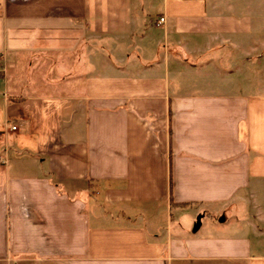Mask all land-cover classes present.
Listing matches in <instances>:
<instances>
[{
    "label": "crops",
    "instance_id": "1",
    "mask_svg": "<svg viewBox=\"0 0 264 264\" xmlns=\"http://www.w3.org/2000/svg\"><path fill=\"white\" fill-rule=\"evenodd\" d=\"M216 1L0 0V264H264V92L220 68L250 15Z\"/></svg>",
    "mask_w": 264,
    "mask_h": 264
},
{
    "label": "rangeland",
    "instance_id": "2",
    "mask_svg": "<svg viewBox=\"0 0 264 264\" xmlns=\"http://www.w3.org/2000/svg\"><path fill=\"white\" fill-rule=\"evenodd\" d=\"M216 5L218 8L222 7L223 10L226 9V11L229 10L235 14L250 15L249 21L252 26L250 34L247 36H241L239 39L234 40L236 46H233V50L226 51V62H224V67L220 68H223V73L225 75L227 72L226 70L229 69L226 67L227 65L231 66L235 70L239 69L242 72L247 70L245 64L247 63V59L256 61L254 70H252L251 67L248 70L250 72L249 80L253 85H250L251 87H246L249 88L250 91L264 92V0H217ZM159 11L162 10L154 11L153 16ZM111 56V58L115 61L116 56ZM258 61H262V64H259ZM231 213L232 211L229 209L225 213L215 215L214 217L216 223H220L219 225H221L223 230L227 232H235L237 230V226L234 220H232ZM226 215L229 218L223 219ZM256 222V228L264 230V226L258 224V221ZM196 223H199V219H197ZM253 240H255L256 244L263 243V239L260 240L259 238H253Z\"/></svg>",
    "mask_w": 264,
    "mask_h": 264
},
{
    "label": "built area",
    "instance_id": "3",
    "mask_svg": "<svg viewBox=\"0 0 264 264\" xmlns=\"http://www.w3.org/2000/svg\"><path fill=\"white\" fill-rule=\"evenodd\" d=\"M164 21V18L162 17V18H160V20H159V23H161V22H163ZM0 72H3V65H1V63H0ZM12 128L13 129H16L17 128V126H12Z\"/></svg>",
    "mask_w": 264,
    "mask_h": 264
},
{
    "label": "water",
    "instance_id": "4",
    "mask_svg": "<svg viewBox=\"0 0 264 264\" xmlns=\"http://www.w3.org/2000/svg\"><path fill=\"white\" fill-rule=\"evenodd\" d=\"M221 220H223V219H221Z\"/></svg>",
    "mask_w": 264,
    "mask_h": 264
}]
</instances>
